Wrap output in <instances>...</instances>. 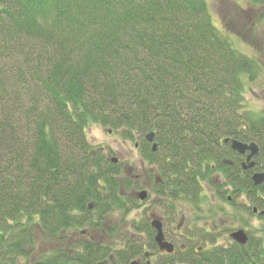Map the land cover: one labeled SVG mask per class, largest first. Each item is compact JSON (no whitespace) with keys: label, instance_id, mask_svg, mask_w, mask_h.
Wrapping results in <instances>:
<instances>
[{"label":"trees","instance_id":"obj_1","mask_svg":"<svg viewBox=\"0 0 264 264\" xmlns=\"http://www.w3.org/2000/svg\"><path fill=\"white\" fill-rule=\"evenodd\" d=\"M223 1L224 30L207 0H0V264H131L143 255L146 240L133 235H153L148 219L127 221L138 184L90 142L92 125L137 138L161 177L154 191L170 203L202 204L209 182L232 206L246 196L264 210V185L252 179L261 157L242 172L231 149L232 140L254 142L264 156V114L246 99L264 83V48L241 33L244 24L250 36L264 29V0ZM263 242L205 250L189 264H264Z\"/></svg>","mask_w":264,"mask_h":264},{"label":"rangeland","instance_id":"obj_2","mask_svg":"<svg viewBox=\"0 0 264 264\" xmlns=\"http://www.w3.org/2000/svg\"><path fill=\"white\" fill-rule=\"evenodd\" d=\"M237 3L246 7L245 1L236 0ZM210 12L213 20V24L218 29H223L222 22L220 20V15H225L228 18V14L231 11V5L225 3L223 0H207ZM250 18H253L252 16ZM250 28L249 24H244L243 30L241 31L242 37L244 39L248 37V39L252 40L255 37L260 39V43L262 48H264V29L259 26H255L256 33L252 36L249 35L251 33L248 31ZM224 30V29H223ZM247 32V33H246ZM246 36V37H245ZM231 44L235 50L238 52L245 54L247 56L253 55V50L250 46L245 43L241 37L235 36L233 34L228 35ZM247 103H249L250 110L263 113L264 114V83L263 81H258L255 84L250 85L249 90L246 94ZM247 109V110H248ZM87 136L90 142L100 148H103L104 151L108 154L110 159L117 158L118 162L116 164L122 166V176L128 177H139L143 179V186L148 192H152V195L138 205V209L133 211L128 217L127 221L131 222L133 220L143 221L145 218H148L150 214H158L161 217L166 216V218H175L176 224L183 217L187 221L186 225L190 226L191 222H195L197 219L203 221H215L217 225L225 223L223 227H226L227 230L230 231H238L244 230L246 233L250 234L252 237V242L256 241L258 244L263 242L264 234L261 233L262 227H264V217L254 214L253 207L254 205L248 201L246 196H240L239 198H235V203L239 205L241 208L234 207L230 204L231 198L227 200H223L219 198L216 194L217 190L212 191L206 184L204 185V201L199 205V210L192 209L188 203L182 201H172V205L170 202L164 200L163 198H158L155 192L152 190L155 189L153 184V180L150 179V168L148 164L142 159L141 154L136 147V144L139 143L136 138L133 141L124 139L119 132L113 131L108 127H101L98 125H92L87 130ZM153 170H156L155 168ZM153 177V176H151ZM214 177L216 180L224 181L223 177L220 174H215ZM214 178V179H215ZM152 189V190H151ZM151 194V193H150ZM231 193H228V195ZM263 220V221H262ZM120 221V216L118 213L109 217L107 221V225L109 227L116 225V223ZM201 222V221H199ZM203 222H201V225ZM185 226L184 232L187 234H192L193 232L198 234V231L201 230L200 227H192L188 229ZM210 229V228H208ZM85 233L84 237L92 236V233L87 229H83ZM197 231V232H196ZM221 230H219V235ZM100 234L104 236V233L100 231ZM198 236V235H197ZM134 238H141L146 240V233H139L133 235ZM203 239V238H202ZM229 240V239H227ZM226 241V237H219V240L216 242L217 245L229 246L228 244H224ZM264 243V242H263ZM44 248H49L48 245H41ZM247 246V245H242Z\"/></svg>","mask_w":264,"mask_h":264},{"label":"flooded vegetation","instance_id":"obj_3","mask_svg":"<svg viewBox=\"0 0 264 264\" xmlns=\"http://www.w3.org/2000/svg\"><path fill=\"white\" fill-rule=\"evenodd\" d=\"M136 146L138 148L139 144ZM258 147H259V153L257 154V156L259 155L261 157V159H259L260 160L259 166H258L257 170L254 171V173H257V172L258 173H264V156H261L262 148L259 145H258ZM231 149H232V145H231ZM236 153H238V152H236ZM248 154H249V151H247V153L245 155L239 154L240 155V169L242 170V172L248 171V170L244 169V164H247L246 160H247ZM227 163L232 165V166L234 164V162H232V161H229V162L227 161ZM256 167L257 166H255V168ZM150 173H151L150 179L153 180L154 186L155 187L158 186L161 183V177H158V173L156 170L152 169V171H150ZM151 176H153V177H151ZM133 178H134L135 184H138V185L134 186L127 193V195L132 197L133 199H135V201H137L138 205H139L140 202L144 203V201L149 199V197L152 195V192L151 191L148 192L146 189H144V186L142 184L143 179H140L139 177H133ZM217 181H218V183H220L219 180H217ZM205 184L212 191H214V192L216 191L217 188L212 187L209 184V182H203V185H205ZM261 185H264V183ZM261 185H259V186H261ZM142 191L147 192V198L144 201L139 199V194ZM152 191L155 192L154 190H152ZM155 194L157 195L158 198H162L156 192H155ZM259 197L261 199H264V194L261 190L259 191ZM229 200H231V199H229ZM199 205H197V206H195V205L191 206L190 205V207L192 209L199 210ZM254 208H257V212L254 214L259 215L261 217H264V215L261 214V212H263L264 210H260L258 207H254ZM253 212H254V209H253ZM147 219H148V223H149V226L152 230L153 235L147 234V239L145 241L146 244H145V249H144L143 255H140L139 257L135 258V260H133V261H136L138 264H189V261L191 259H193L195 257H199L201 254H203V252L205 250L211 251V250L218 248V247L227 248V247H230L234 244L241 245L238 242H236L232 237V234L235 232V230L234 231L227 230L226 227H223V225L225 223L217 225V223H215V221H211V223H209L210 221L207 222V221L197 219L195 222L194 221L191 222L190 226L189 225L187 226L186 225L187 221L185 220L184 217L182 219H180V221L176 224L175 218L169 219V218H166V216L161 217L157 213L156 214H153V213L150 214ZM153 220L161 221L162 227H163L162 230H163L165 242H168V243L173 245V251L171 253L166 251V250H161V248L159 247V245L156 241L157 230L152 226ZM199 221L203 222V224L201 225V222H199ZM185 226H187L188 229H191L192 227H200L201 230L198 231V234L195 232H193L192 234H187L186 232H184ZM208 228H210V229H208ZM219 230H221V233H222V234L220 233L221 235L218 234ZM82 233L84 234L85 231H82ZM261 233L264 234L263 233V227L261 229ZM246 234L249 237V241L246 244V245H248L249 242L252 240V237L250 234H248V233H246ZM222 236L226 237V241L224 242V244H228L229 246H223V245H217L216 244V242L219 240V237H222ZM227 239H229V240H227Z\"/></svg>","mask_w":264,"mask_h":264},{"label":"water","instance_id":"obj_4","mask_svg":"<svg viewBox=\"0 0 264 264\" xmlns=\"http://www.w3.org/2000/svg\"><path fill=\"white\" fill-rule=\"evenodd\" d=\"M155 132H151L146 136V139L148 142L153 143V150H157V144L154 143L155 140ZM228 140H225L227 142ZM232 149L236 152H238L240 155H245L247 151H249V154L247 155V164H244V169L249 170L253 169L256 166V162L254 158L257 156L259 153V147L256 143H245L239 140H232L231 142ZM113 163H117L118 159L113 158L112 159ZM253 182L256 186H259L264 183V173H254L252 176ZM147 198V192L142 191L139 194V199L144 201ZM257 212V208H254V213ZM262 215H264V211L261 212ZM155 219V218H154ZM152 226L157 230V235H156V241L161 248V250H166L168 252L173 251V245L165 242L163 230H162V223L159 220H153L152 221ZM233 239L238 242L241 245H246L249 241V237L246 234L244 230H238L232 234ZM131 264H138L136 261H133Z\"/></svg>","mask_w":264,"mask_h":264}]
</instances>
